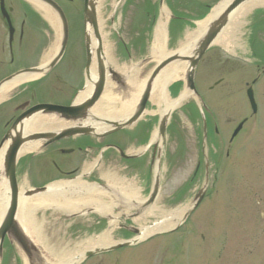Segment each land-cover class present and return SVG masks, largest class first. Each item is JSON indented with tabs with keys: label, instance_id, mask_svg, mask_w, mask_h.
<instances>
[{
	"label": "rangeland",
	"instance_id": "1",
	"mask_svg": "<svg viewBox=\"0 0 264 264\" xmlns=\"http://www.w3.org/2000/svg\"><path fill=\"white\" fill-rule=\"evenodd\" d=\"M160 1L104 0L102 12L103 18L106 20V42L111 47L110 56L112 60L118 68L122 69L119 72L127 73L130 69H134L135 65L141 60L153 55L151 51L153 32L163 5L169 14L165 47L167 52H175L179 49V44L184 38L186 31H195L197 23L207 18L210 14L208 9L215 6L214 4L219 0ZM256 9L251 10L245 16H243V11L239 9L224 30L226 34L222 35L223 39L229 40L230 36L228 34L233 30L232 25H236L237 23H240V28L242 26L245 28V39L247 37V23H249L252 12L254 13ZM260 11H264V8H260ZM76 28L77 26L75 25L62 60L50 70L52 72L62 71L63 81H70L69 75L64 74L63 71L65 70L69 74H74L76 66L74 68V65H72L74 61L71 56L72 54H76L79 61L74 75H76L75 78L78 77V80L74 90L80 88L82 78L83 80L85 79L84 64L86 57L83 47L84 35H82L81 31L76 30ZM55 37L53 34L50 35L53 42ZM230 46L231 44L227 45L226 48H222L218 43H215L210 48L209 54L212 55L216 52L219 54L223 53L222 56L225 57L226 53L222 49L231 53ZM104 51L106 54L105 45ZM105 57L108 59L107 54ZM207 59L197 67L195 73V85L202 102H205L215 113L218 110L224 115H228L227 111L235 115L246 112L248 109V102L245 96L247 89L246 82L251 81L252 74L249 75V71L246 70L245 79H242L241 74L236 72V75L232 76L233 72H230V69L224 71L220 66H209ZM153 67L151 63L140 70L135 68L132 74L136 73L134 76L137 77L141 74L143 78H146L151 74ZM221 77H224L225 83H229L228 87H224V97L221 94L218 96L221 88L214 87L217 80ZM111 84L113 85V89L117 90L116 96L119 97L130 96L128 88L130 90L133 89L130 81L126 82V90L128 92L119 89L112 82ZM212 87L214 88L210 89ZM258 88H264V84L262 86L258 84ZM184 91L186 89L185 77L183 76L167 87L166 96L170 101H174ZM261 97L262 101H264L263 93H261ZM154 98L162 100L163 96H159L157 90L154 92L141 123L129 130L131 133L129 136L133 135L136 139H149L152 131L158 129L159 114L157 113H159L161 107L153 105ZM135 100L136 97H131V104ZM201 107V101L198 98L189 96L181 106L173 111L168 122L165 137L157 146L155 145L157 148L153 145L136 162H125L119 158V153L113 152V150L106 151V158L99 172L111 171L122 178H126V181L129 183H136L138 186H141H137L139 188L137 195L143 198L148 193L146 188L150 190L149 182L153 183L154 181V165L159 162V196L155 203L146 209L149 210L157 206L167 210V213L158 217L155 216L154 219L170 217L183 206L192 205L195 196L205 189L204 199L200 205L193 209L184 221L182 217L178 222V224L183 222L182 226L185 228L188 226H198L197 229L200 230V233L195 234V238H192L189 244L192 248H196L195 252H198V257L204 258L203 255L199 254L203 252L204 247L205 251H209L207 246L210 245L211 248L212 244H214L213 248L216 250V245L221 244V264H264V222H262V215L264 214V175H262L261 170L256 165L259 177H255L252 181L254 189L251 190L249 181L247 182L248 164H246L243 158L240 160L236 159V161L234 159L235 156H239L241 153V151L238 152V148L242 149L240 145L241 137L236 142V144L238 143L235 148L236 155L233 153V146L229 160H220L219 149L215 143V139L209 140V138H204L202 135V122L198 114V110ZM245 115L241 114L238 118H231L233 119L231 123H234L232 124L233 127ZM226 124L228 123L222 122V126L225 129L230 127V125L226 126ZM147 125L153 126L152 129L146 128ZM116 138L117 136H108L107 141H114ZM141 139H137L138 144L142 142ZM226 145H228L227 138L225 139L222 156L225 155ZM158 147L160 158L157 157ZM120 148L126 151L128 155H138L135 153L142 151L145 147L133 145L132 141H130L124 145L121 143ZM36 153L28 154L30 156L21 157L19 160L17 167L19 172L18 181L23 186L29 184L26 175L28 168H30L29 174L34 179L39 178L42 180L46 176H43V173H37V169L39 172L49 170L48 167H44L38 158L35 162L30 160L34 158L32 155ZM76 155L79 160V153H76ZM242 155H247L245 145ZM69 156L60 157L59 160ZM107 157L112 158L109 161L106 160ZM133 163H135V167L138 166L137 170L129 168ZM72 165L74 167L78 166L76 164ZM234 165L237 169H234ZM259 167L262 169V165L259 164ZM144 181L146 185H144ZM52 210H38L32 214V218L38 222H44L41 229L50 247L59 249L68 244V247L71 248L73 243L97 237L109 230L108 225L104 227L95 226L92 229L90 227L91 223L88 222L92 219L90 215L67 220L65 216L63 217L59 212ZM124 213L128 214L129 212ZM183 232L179 231L177 235L181 236L184 234ZM120 233L118 226L112 227L111 235L114 242L123 241ZM203 235L205 237V244L201 245L202 241L204 242V239L201 240ZM162 240L168 241V237L145 241L127 249H119L116 251V254L117 256L120 255V258H123L124 264H136L137 258L141 254L160 250L164 245ZM182 240L184 241V239ZM181 242L177 241V244ZM186 244L187 242H184V249H186ZM38 248L42 251V247L38 245ZM128 254H130L129 257L127 256ZM205 260L209 259L205 258ZM0 264H26V262L18 249L11 247L9 242L6 241L3 245ZM205 264H208V262H205Z\"/></svg>",
	"mask_w": 264,
	"mask_h": 264
},
{
	"label": "flooded vegetation",
	"instance_id": "2",
	"mask_svg": "<svg viewBox=\"0 0 264 264\" xmlns=\"http://www.w3.org/2000/svg\"><path fill=\"white\" fill-rule=\"evenodd\" d=\"M89 8L90 0H0V147L5 148L19 144L18 140H15L16 143L5 142L2 144L4 137L15 124L17 136L23 141L22 145L27 143L24 142L25 138L30 135L27 127L29 123L33 121L30 114L32 108L39 105H71L74 97L80 90L79 88L74 90L78 80V77L75 78L76 75H74L79 61L78 56L76 54H72L71 56L74 61L72 65H74V68L76 66L74 74H69L67 71L66 73L65 70L63 71L64 74L69 75L71 78L70 81H63L62 71H50L62 60V56L65 54L67 46H65V52H63L60 59L47 71L46 69L52 64L55 57L49 59L44 65L42 62L44 53L49 47H51V42H53L50 38L51 34L56 37L58 36L57 40L59 41V49L62 44L64 27L67 35L66 45L70 35L74 31L75 25L77 26L76 30L81 31L82 35H85L86 30L89 29L88 23L85 22V15L86 12H89ZM45 13H47L57 24L58 29L56 32L44 16ZM87 18L90 19V15ZM241 45H244L247 49L245 54L239 52L238 49H235L233 54L224 53L225 57H223V53L219 54L216 52L211 55L208 51L201 59L199 65L208 58L209 66H220L224 71L230 69V72H233L232 76H235L236 73H238L241 74L242 79L246 78V70H248L249 75L252 74V78L250 82H246V86L247 89L251 88L252 90L255 107H252L247 100L248 109L246 112L239 113L240 115H246L235 124L234 127L232 125L234 123H231L233 122V119L231 118H238L240 116L239 114L235 115L234 113L227 111L228 115H224L219 110L215 113L205 102L204 107L198 111V114L202 122V135L204 138H209V140L212 138L215 139L221 161H223V159L229 160L233 146V153L236 155L235 148L236 145H238L236 142L241 137L240 139L243 140H241L240 144L242 149L238 148V152L241 151V153L239 156H235L234 159L235 161L236 159H245L246 164H248L247 182L249 181L251 190H253L254 184H252V181L255 177H259L257 167L261 170L262 175H264V101H262L261 97V93L264 94V88H258V84H261V86L264 84V11L255 12L251 15L247 26V38ZM225 66H228V68ZM34 69H39L41 72L37 76H32L30 71ZM70 72H72V70H70ZM22 79L25 80L22 81ZM227 85H229V83L224 82V77L217 80L214 87L217 86L221 88V92L218 96L221 94L222 97H224L223 90ZM214 87L210 89H213ZM42 119L52 121L53 124L58 123L53 116H43L38 121ZM222 122L228 123L226 126L230 125V127L225 129L222 126ZM238 127L239 131L237 134H234ZM146 128L152 129L151 125H147ZM50 131L53 132L57 130L52 129ZM115 134L117 135V138L114 141L104 142L102 139L101 141L100 139L98 140L92 137H69L50 144L41 152L32 155L34 158L30 159L33 162L39 159L45 168L48 167L49 170L46 171L39 172L37 169V173H43V176H46L45 179H34L29 174L30 168H28L26 175L29 184H27V186L33 189L43 188L49 185H57L61 187L68 186L69 188H72L73 192H79L88 188L93 189V187L96 188V185L103 184L101 179L102 173L99 172L98 169H95L86 175H81L86 166L94 161L95 153L100 154L102 150L104 152L101 158V169L106 158V151L113 150V152H116V150L112 148L116 147L124 152L120 148L121 143L124 145L125 143L132 141L133 143L138 144L137 139H141L135 138L131 140L128 139L129 136L125 133L118 132ZM226 138L228 145L225 147V155L222 156ZM147 140L148 139H141L142 142H140V145L147 143ZM244 145L246 146L247 153L245 156L242 155ZM76 153H79V160ZM63 156L69 157H64L59 160V158ZM111 158L112 157H107L106 160ZM119 158L121 157L119 156ZM123 161L130 162L127 160ZM136 161H138V159ZM72 164L78 166L74 167ZM259 164L262 165V169L259 167ZM129 168L131 170H137L138 166L135 167V163H133ZM235 168L236 166L234 165V169ZM113 174L115 177H119L126 181V178H122L118 174L111 172V175ZM16 175L18 178V168L16 169ZM131 184L139 192L138 187L141 186H138L136 183ZM144 185H146L145 181ZM153 186L154 181L153 183L149 182L150 190L149 188H146L148 191L146 196L142 198V196L138 197L137 195L139 200L134 198L135 201H137L138 204L146 202ZM158 196L159 193L156 200ZM111 197L113 200L112 202H114V200L119 201L117 197L116 199H114L113 195H111ZM108 200L109 196L105 197V201ZM118 210L119 212L117 213ZM135 212H137V210H130L129 214L125 216L124 211L114 207L108 215H100L99 212L91 213L90 216H92V219L88 222L91 223L90 227L94 229L95 226H109L110 224H113L111 221L116 220L115 224L122 226V228H119L121 238L123 240H129L135 237L132 229H137L138 227V225H133L134 221L132 220V217L135 215ZM136 216L138 217L139 214ZM141 217L142 216L140 215L139 218ZM262 217V222H264V214ZM163 221L164 219L148 218L143 224L144 226H149L154 222ZM174 226L175 228L169 231L156 230V233L151 238L143 241L145 242L168 237V241L162 240L164 245L160 250L141 254L140 257L137 258L138 264H205V262H208V264H221V244L216 245V250L213 248L215 246L214 244H212L211 248L210 245L207 246L209 251H205L204 247L203 252L199 253L200 255H203L204 258L198 257V252H195L196 248H192L189 245L191 243L190 240L195 238V234L197 235L200 233V230L197 229L198 226H188L185 228L181 223L179 225L175 224ZM158 227H161V225ZM158 227L156 229H159ZM179 231H184V234L181 236L177 235ZM182 239H184V241ZM203 239L204 242L202 241L201 245L205 244L204 235L201 240ZM177 241L182 242L177 244ZM184 242H187L188 244H186V249H184ZM170 245H172V247H170ZM207 255L209 256L208 258ZM119 256H117L116 251L94 254L90 258L85 259L81 264H124L122 260L123 258H120ZM127 256L129 257L130 254ZM205 258L209 260H205Z\"/></svg>",
	"mask_w": 264,
	"mask_h": 264
},
{
	"label": "water",
	"instance_id": "3",
	"mask_svg": "<svg viewBox=\"0 0 264 264\" xmlns=\"http://www.w3.org/2000/svg\"><path fill=\"white\" fill-rule=\"evenodd\" d=\"M227 1L223 9L208 23L207 28L204 33L194 41H192L186 47L180 49L178 52L162 59L158 56H152L149 59L142 61L136 68L140 69L146 64L158 62L149 76L147 82L145 83L143 92L137 102V105L129 116L123 119H111L108 117L100 116L94 112L98 102L100 101L104 90L106 89L108 80L112 82L122 84L124 80L128 78L120 76L111 67L106 66V61L104 57V49L102 45V39L100 37L96 14H95V1L90 0L89 12H86L85 22L88 23L89 29L86 30L84 36V46L86 50V85L88 83L92 84V89L90 93L79 101H74L70 106H52V105H39L31 109V117H36V115H48L54 116L59 123H63L64 128L56 131H35L31 132L28 137L25 138V142H39L40 148L43 149L48 145L69 137L76 136H92L97 138L105 137L109 134L124 130L133 126L143 115L146 104L152 97L157 79L160 74L165 70V68L172 66L175 63L184 62L186 64L185 77V89L193 97L200 98L195 85H194V74L196 67L205 54V52L213 45L216 39L222 34L224 29L228 26L233 14L246 2L249 0H224ZM90 15V19L87 18ZM92 30V33H91ZM94 38V41L92 40ZM66 30L64 27V33L62 35V44L55 56L52 64L46 69H50L62 56L65 46H66ZM96 64L97 68V79H92L91 69L93 64ZM39 69L31 70L30 73H40ZM45 72V71H44ZM84 88V89H85ZM84 91V90H83ZM183 101L181 102V104ZM180 104V105H181ZM176 108V107H175ZM174 110V109H173ZM173 110L167 111L163 114L159 121L158 135L160 138H164L165 130L168 120L173 112ZM71 124L70 127L66 126ZM15 140L19 141V144L8 146L4 150L3 160L0 169V187L5 184L8 189V202L4 213L0 219V257L2 253V244L4 239L7 237L12 243L16 245L21 254L24 256L28 264H46L40 251L37 249L36 245L30 239L21 224L20 219V206L21 203L29 200L31 198L42 197L51 195L52 193H59L57 190L50 187H43L39 189H31L28 191L21 192L17 181H16V166L19 159V154L24 145H22V139L17 136L16 124L11 128L3 139L2 144L5 142L16 143ZM123 158H128L126 155L121 154ZM132 158V157H129ZM158 169V168H157ZM159 170V169H158ZM158 177L155 175L154 186L150 193L149 199L143 204V207L149 206L154 202L158 194ZM97 188L102 190L105 194L116 195L117 193L107 185H100ZM90 190V189H89ZM64 193V192H63ZM205 190H202L195 196L193 205L191 209L186 213L188 214L195 209L204 197ZM89 195L88 192L82 194H72L73 197H82ZM122 199V196L117 195ZM131 203V202H130ZM129 203V204H130ZM132 205V204H130ZM134 207L137 204H133ZM141 207V210H143ZM97 208L87 209L81 214H89L93 211L95 212ZM140 213V210L136 212V215ZM81 214L73 215V217L79 216ZM184 216V217H185ZM185 217V218H186ZM69 218H72L71 216ZM157 224L154 223L150 227H154ZM132 232L139 234L137 229H132ZM141 241V238H136L131 241L118 243L115 246H111L106 249H96L92 251L85 252L80 258L81 260L91 257L93 254L101 253L104 251H114L120 248H125L128 246L136 245Z\"/></svg>",
	"mask_w": 264,
	"mask_h": 264
},
{
	"label": "bare ground",
	"instance_id": "4",
	"mask_svg": "<svg viewBox=\"0 0 264 264\" xmlns=\"http://www.w3.org/2000/svg\"><path fill=\"white\" fill-rule=\"evenodd\" d=\"M104 0H98V29L100 37L103 41V44L105 45V50L107 54V58L109 60V63L118 71H122V69L118 68L115 62L112 60V57L110 56L111 47L106 42L107 33H105V26H106V20L103 18V7ZM227 1L221 2L218 6H216L210 15L207 16L202 22L197 23V27L195 31H186V34L184 35V38L179 44V49L186 47L189 45L192 41L199 38L207 28L208 23L223 9V7L226 5ZM264 7V0H249L245 4L242 5V8L240 9L243 11V16L248 14L251 10L256 8H263ZM168 12L166 8L163 6L160 12V16L158 18V21L155 24L154 32H153V41L151 44V51L153 54H160L165 59L166 57H169L174 52L170 51L167 52L165 43H166V35H167V25H168ZM44 16L50 23L51 27L57 31V24L51 19V17L45 13ZM235 20V19H234ZM235 22V21H234ZM233 30L228 35L229 40H224L222 35L226 34L225 32L216 40L215 43H218L220 46L226 48L228 43L234 44V39L236 37V34L240 31V23H237L236 25H232ZM231 40V42H230ZM235 45V44H234ZM235 48V47H234ZM237 49V48H236ZM59 51V41L55 39L54 43H52L51 47L44 53V58L42 64H46V62L49 59H52L58 54ZM241 52V50L239 49ZM166 71L159 76L156 82L155 91H158L159 96H163L162 100H157L154 98L153 105L158 106L159 109V116L165 114L167 111L175 109V107L180 106L181 102L186 100L190 94L187 91H184L176 100L170 101L166 96V89L167 87L172 84L174 81L178 80L180 77H183L186 71V64L184 62L175 63L172 66H169L165 68ZM94 76V72H93ZM148 77L143 78V76L140 74L138 77L136 76L129 79V81L132 83L133 89H129V95L128 97H119L116 96L117 90L113 89V85L111 82H109L106 86V89L104 90V93L98 102L96 108L94 109V112H96L100 116L104 117H112L114 119L116 118H124V116H127L130 114L129 112L133 109V106L135 107L136 103L138 102L141 93L144 89L145 81ZM25 79H22V81ZM91 91V87L89 85L87 88H85L84 91H82L79 96L77 97V100H80L84 97H86ZM113 91V93H112ZM125 92H128L126 90ZM137 95V96H136ZM131 97H136L135 102L131 104ZM166 97V98H165ZM152 98V97H151ZM150 98V100H151ZM160 105V106H159ZM49 127H56L55 124H53L52 121L42 119L40 121H31L27 127L28 131H40L44 130ZM152 143L158 144L160 141V137L158 135L157 130H155L152 134L151 138ZM5 148H2L0 150V169L1 164L3 160ZM38 150V144L35 143H29L22 147L19 156L24 157L28 154L34 153ZM141 153V151L138 152V154ZM159 163H155L154 165V173L157 174ZM91 165H87L86 169L89 170ZM108 182V184L113 187L114 191L117 193L115 196L120 195L124 199L122 202L114 200L112 202V197L109 196V200L105 201L104 196L101 192L95 191V187L89 192V195L86 196V198H79V199H70L65 197H59V204L62 205V210H70L76 206H83L88 204H94L95 207L98 209L99 214L101 215H108L110 213L111 207L113 206H124L127 202V199L131 198H137L138 191L131 183H127L126 181L120 179L119 177H115V175H108L105 174L103 176ZM23 184H20V190L23 189ZM68 187V186H66ZM114 196V199H115ZM60 199H64L65 202L61 203ZM136 200H139L138 198ZM8 202V189L5 184H3L0 187V218L6 208V204ZM112 202V203H111ZM57 205L55 203L54 197H39L35 199L26 200L21 203L20 206V212H21V219H22V226L27 231L29 236L34 240L36 245H39L42 247V254L44 258L50 263V264H74L78 261V259L81 257L82 253L87 249H92L95 247H106L112 244L113 239L111 236V231L108 230L105 233L94 237L85 239L82 241H79L77 243H73L72 247H68V244H65L63 247H60L59 249H56L54 247H50L47 244V241L45 239V235L42 232V227L44 225V222H38L34 218H32V214L38 210H46L50 206ZM191 204L186 205L182 207L178 212H176L174 215H171L168 221V223H165L161 227H158L159 229L156 230H163V229H169L172 226L178 222V220L182 217V215L185 213L186 210L189 209ZM167 213V210L162 209L161 207L154 206L152 209H150L144 216L141 218L135 219L134 224L138 225L139 227V238L140 236L146 235L147 232V226H144L143 223L149 218V217H158L161 215H164ZM116 220L111 221V223H115ZM53 225V223H51ZM152 230L150 231V233ZM149 233V232H148Z\"/></svg>",
	"mask_w": 264,
	"mask_h": 264
}]
</instances>
